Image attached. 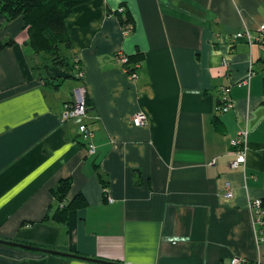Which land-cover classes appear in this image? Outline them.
Here are the masks:
<instances>
[{
	"label": "crops",
	"instance_id": "crops-1",
	"mask_svg": "<svg viewBox=\"0 0 264 264\" xmlns=\"http://www.w3.org/2000/svg\"><path fill=\"white\" fill-rule=\"evenodd\" d=\"M263 24L264 0H94L66 20L70 64L47 69L24 19L0 17V239L118 264L264 261L250 207L264 202ZM245 31L253 42L235 39ZM139 51L131 79L117 54ZM80 87L94 156L84 119L61 118ZM224 88L234 106L219 113ZM243 130L246 163L233 169ZM63 180L87 201L67 222L54 217ZM0 264L97 263L0 244Z\"/></svg>",
	"mask_w": 264,
	"mask_h": 264
},
{
	"label": "trees",
	"instance_id": "trees-1",
	"mask_svg": "<svg viewBox=\"0 0 264 264\" xmlns=\"http://www.w3.org/2000/svg\"><path fill=\"white\" fill-rule=\"evenodd\" d=\"M90 1L94 0H0V17H5L8 21L19 17L24 19L29 35L28 44L36 54L45 56L44 64L47 69L49 66H68L72 58V47L66 20L76 7ZM114 14L126 33L133 30L136 20L127 5L121 6ZM127 56L130 72H134L137 65L145 60V54L141 51ZM73 63L78 67L76 59ZM87 105L89 106L88 103ZM215 123L220 130L218 120L215 119ZM70 188L71 181L63 180L53 189L58 201L54 217L59 222H67L72 213L87 206V201L81 194L72 200L68 198Z\"/></svg>",
	"mask_w": 264,
	"mask_h": 264
},
{
	"label": "built area",
	"instance_id": "built-area-1",
	"mask_svg": "<svg viewBox=\"0 0 264 264\" xmlns=\"http://www.w3.org/2000/svg\"><path fill=\"white\" fill-rule=\"evenodd\" d=\"M235 39H247L250 42H253L252 37L248 31L239 32L235 36ZM256 41L260 43L264 42V24L262 25L260 32L256 38ZM117 61L124 66L125 73L129 75L132 79L135 77L136 71L130 72L128 69L129 57L120 52L117 54ZM224 65L227 64L226 61L223 62ZM140 64L137 65V68ZM136 68V70H137ZM75 102L65 105L64 110L61 114L63 121L68 122L74 119L82 118L84 119L83 123L79 125V133L83 136L86 141V146L89 155L94 156L97 153V146L95 143V130L91 128L88 121L89 118V106L85 98L86 91L83 87H80L75 90ZM233 102L230 98V89L224 88L222 94L219 96L217 111L219 113H226L233 109ZM132 122L135 127H145L146 126V117L140 112L133 116ZM248 131H241L239 136L231 141L232 150L230 154L234 157V161L231 163V168L239 169L242 165L246 163L247 150L242 145L247 139ZM226 198H232L233 193L230 187V183H226ZM251 210L254 216V223L257 226V238L259 242L264 243V202L262 199H256L250 203ZM232 264H264V261H257L255 263H249L247 260L234 257L231 260Z\"/></svg>",
	"mask_w": 264,
	"mask_h": 264
},
{
	"label": "water",
	"instance_id": "water-1",
	"mask_svg": "<svg viewBox=\"0 0 264 264\" xmlns=\"http://www.w3.org/2000/svg\"><path fill=\"white\" fill-rule=\"evenodd\" d=\"M0 244L9 245V246H13V247H19V248H23V249H27V250H31V251H35V252H40V253H46V254H51V255H58V256L70 257V258H74V259H80V260L89 261V262H93V263H97V264H118V263H113V262L105 261V260H101V259H94V258L76 255V254L63 253V252H60L57 250L47 249V248L38 247V246H32L29 244H21V243H17V242L5 241V240H1V239H0Z\"/></svg>",
	"mask_w": 264,
	"mask_h": 264
}]
</instances>
